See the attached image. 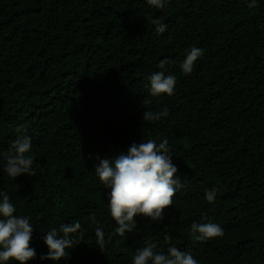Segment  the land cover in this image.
I'll return each instance as SVG.
<instances>
[{
	"label": "trees",
	"instance_id": "trees-1",
	"mask_svg": "<svg viewBox=\"0 0 264 264\" xmlns=\"http://www.w3.org/2000/svg\"><path fill=\"white\" fill-rule=\"evenodd\" d=\"M0 264H264V0H0Z\"/></svg>",
	"mask_w": 264,
	"mask_h": 264
}]
</instances>
